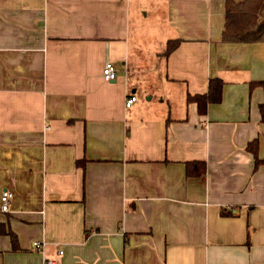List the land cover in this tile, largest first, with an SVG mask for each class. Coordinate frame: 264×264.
Here are the masks:
<instances>
[{
    "label": "crops",
    "instance_id": "crops-1",
    "mask_svg": "<svg viewBox=\"0 0 264 264\" xmlns=\"http://www.w3.org/2000/svg\"><path fill=\"white\" fill-rule=\"evenodd\" d=\"M225 14L226 0H0V264H264L248 151L264 160V43L223 42ZM214 78L222 101L201 115L187 97Z\"/></svg>",
    "mask_w": 264,
    "mask_h": 264
},
{
    "label": "trees",
    "instance_id": "trees-1",
    "mask_svg": "<svg viewBox=\"0 0 264 264\" xmlns=\"http://www.w3.org/2000/svg\"><path fill=\"white\" fill-rule=\"evenodd\" d=\"M223 42L225 43H264V0H226L225 27L223 31ZM179 40L170 41L167 46L166 55L173 52ZM224 82L219 78L211 79L209 91L204 95H188V103H196L199 113L205 115L210 104H219L223 98ZM264 117V106H262ZM255 157V170L264 165V160L259 159L257 154V141L248 146ZM206 172V164L192 162L186 165L188 177H201ZM225 215V212L223 213ZM14 247H16V236L9 233Z\"/></svg>",
    "mask_w": 264,
    "mask_h": 264
},
{
    "label": "built area",
    "instance_id": "built-area-1",
    "mask_svg": "<svg viewBox=\"0 0 264 264\" xmlns=\"http://www.w3.org/2000/svg\"><path fill=\"white\" fill-rule=\"evenodd\" d=\"M103 79L108 83H112L116 81L117 71L113 64H107V66L103 71ZM136 102H137L136 96L133 95L129 96L126 99V103H125L126 108H131ZM11 202H12V194L9 191H4L1 196L2 212L8 213L10 211ZM45 246L46 243L41 241H36L32 244V248L35 251H40V252H43ZM60 255H63L62 251L60 252ZM44 264H58V263L56 261L49 260L44 257Z\"/></svg>",
    "mask_w": 264,
    "mask_h": 264
},
{
    "label": "rangeland",
    "instance_id": "rangeland-1",
    "mask_svg": "<svg viewBox=\"0 0 264 264\" xmlns=\"http://www.w3.org/2000/svg\"><path fill=\"white\" fill-rule=\"evenodd\" d=\"M141 22H142V24L145 25V26H152V25L155 24V22L152 20V17H150V16L147 17V16H145V15L142 16V18H141Z\"/></svg>",
    "mask_w": 264,
    "mask_h": 264
}]
</instances>
